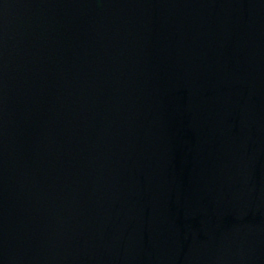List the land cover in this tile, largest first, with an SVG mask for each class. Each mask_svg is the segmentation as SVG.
I'll return each instance as SVG.
<instances>
[{
  "label": "water",
  "instance_id": "obj_1",
  "mask_svg": "<svg viewBox=\"0 0 264 264\" xmlns=\"http://www.w3.org/2000/svg\"><path fill=\"white\" fill-rule=\"evenodd\" d=\"M0 264H264V0H0Z\"/></svg>",
  "mask_w": 264,
  "mask_h": 264
}]
</instances>
